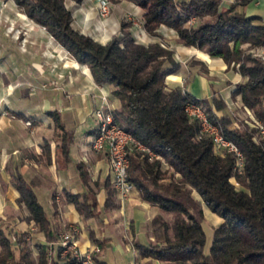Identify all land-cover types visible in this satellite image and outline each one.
Instances as JSON below:
<instances>
[{"label": "trees", "instance_id": "obj_1", "mask_svg": "<svg viewBox=\"0 0 264 264\" xmlns=\"http://www.w3.org/2000/svg\"><path fill=\"white\" fill-rule=\"evenodd\" d=\"M13 1L71 57L87 65L98 86L110 87L109 98L119 104L110 110L115 120L145 147H130L128 178L159 213L149 222L153 242L135 243L139 255L161 264H264V144L257 129H233L236 116L219 95L198 98L184 85L167 84L166 76L180 68L173 50L159 42L136 41L130 21L122 20L119 34L102 44L73 27L66 0ZM128 1L142 9L148 34L156 36L160 26L168 27L182 45L220 57L237 70L246 80L236 85L232 96L264 126V61L251 52L264 49V24L237 9L248 0L227 8L221 7V0ZM187 102L199 105L242 152L240 174L232 154L220 155L210 138L198 137L199 123L184 111ZM214 108L223 113L218 116ZM148 151L155 156L150 158ZM13 185L29 219L47 242H55L58 228L50 223L31 184L16 173ZM108 195L107 208L112 205L111 190ZM66 199L83 216L96 214L93 195L67 193ZM204 206L221 218L208 252L203 249ZM26 235L0 225V264H78L68 257L49 259L46 244L37 245L33 255ZM94 241L101 250L104 243ZM99 253L93 254L94 262L106 264Z\"/></svg>", "mask_w": 264, "mask_h": 264}, {"label": "crops", "instance_id": "obj_2", "mask_svg": "<svg viewBox=\"0 0 264 264\" xmlns=\"http://www.w3.org/2000/svg\"><path fill=\"white\" fill-rule=\"evenodd\" d=\"M241 1L244 0H221V7ZM12 3L13 0H0V14L12 15ZM65 5L71 11L73 27L102 44L115 36L122 20L131 22L135 34L136 20L142 19V9L128 0L112 3L105 19L98 17L97 0H66ZM237 9L264 24V0H248ZM29 26L36 30L37 39L28 44L33 51L21 50L20 41H16L19 61L6 55L7 47L0 45V225L26 233L33 255L37 245L48 243L44 232L29 219L26 206L18 202L13 175L20 173L31 184L50 223L58 228L57 236L61 229L74 223L80 229L81 250L98 245L94 239L104 243L98 256L106 264H161L139 255L135 248V243L153 242L149 222L159 209L144 201L137 189L121 201L112 191L107 151L95 152L90 147L97 125L93 111L100 104V88L110 93V87L98 86L88 66L71 57L44 27ZM162 27L165 26L159 27L157 36L146 33L147 42L142 43L161 40L173 50L180 68L166 76V83L184 85L198 98L219 95L227 109L237 115L231 126L234 122L240 130L248 126L247 121L254 118L252 112L243 107L238 96H232L236 85L246 79L222 58L182 45L175 31ZM0 29L4 30L2 26ZM1 35L10 39L4 32ZM262 100L264 105V95ZM109 105L116 108L119 104L109 98ZM214 111L218 116L223 113L215 108ZM109 190L112 205L107 208ZM67 193L93 195L96 214L83 216L67 201ZM193 195L199 198L195 192ZM90 202L87 200V204ZM203 215L212 218V231L221 222L205 206ZM113 239H118L113 248L117 256L110 261L105 247Z\"/></svg>", "mask_w": 264, "mask_h": 264}, {"label": "built area", "instance_id": "obj_3", "mask_svg": "<svg viewBox=\"0 0 264 264\" xmlns=\"http://www.w3.org/2000/svg\"><path fill=\"white\" fill-rule=\"evenodd\" d=\"M97 8L100 16L107 17L110 13L111 2L109 0H97ZM139 33H143V22H136ZM136 41L137 37L134 36ZM253 54L264 61V49H254ZM100 104L94 109L93 116L96 119L95 133L90 141V147L95 152L107 151L109 168L111 173V184L121 201L129 198L130 194L136 190L134 184L128 178L129 159L128 153L132 146L145 150L129 132L124 130L115 120L111 113L109 105V93L100 88ZM186 115L197 120L199 123L198 137L210 138L215 151L220 154H232L235 159L234 170L237 174L242 172L244 157L239 148L221 132L219 127L211 122L205 111L197 104L187 102L184 108ZM248 122L249 127L257 129L258 136L264 144V126L253 118ZM30 124V121H26ZM233 129H239L238 124L234 122ZM150 158L155 155L148 151ZM79 227L71 223L58 234L55 242H48L47 256L49 259L56 257H68L75 260L78 264H95L93 254L100 251L98 245L81 250L78 244Z\"/></svg>", "mask_w": 264, "mask_h": 264}, {"label": "rangeland", "instance_id": "obj_4", "mask_svg": "<svg viewBox=\"0 0 264 264\" xmlns=\"http://www.w3.org/2000/svg\"><path fill=\"white\" fill-rule=\"evenodd\" d=\"M109 1L111 2V6H112V3H116L119 0L116 1V2H113V0H109ZM12 5H13L12 6V15H9L8 17H4L2 14H0V18H1L0 19V26H2V28L4 29L3 31H1V29H0V45H3L5 47H7V50L5 52L6 55L14 56L13 58H16V60L19 61V58H18L19 57V53H18V51H16V48H15L16 47V44H17L16 41L17 40L20 41L19 47H20L21 50L28 51L30 49V50L33 51V49H31L28 46V44L33 43V42L36 41V39H37V32H36V30L35 31L30 30L29 29L30 28L29 25H31V26L32 25H36V23L34 21H32L31 19H29L22 12L20 10V8L14 3V1H13ZM3 7H4V5H3ZM7 7H8V5H5L4 8H7ZM9 8H11V7H9ZM97 12H98V17L100 19L107 18V17L100 16L99 11H98V8H97ZM136 21L140 22V21H142V19L136 20ZM162 28H167V27H162ZM117 31L118 32L115 35H118L119 34V30H117ZM3 32L6 34L5 36H7V38H10V39H12L14 41H12L10 39H6L5 37H3L1 35V34H3ZM158 32H159V28L156 30V33L157 34H158ZM146 33H147L146 31H144L143 33H139L138 28H137L136 33L134 34V36H136L137 37V40H139L141 42H145V41L147 42V37H146L147 35H146ZM22 35L25 36V39H23V40H21V36ZM30 35L31 36L33 35V37H29ZM30 41H33V42H30ZM151 42H153V41H151ZM155 42H159L162 46L168 47L161 40H157ZM252 50H254V49H252ZM252 50H251V52H253ZM171 171H172L171 169H168V174ZM178 176H179L178 174H175V177L176 178ZM215 216H216V214H215ZM202 223H203V228H204V231H205V244H204V248L203 249H204V252H208L209 251L210 244H211V239H212V229L210 228V226L213 223L212 222V218L210 216H208V217L206 216L205 217L203 215V221H202ZM65 227L63 229H65ZM63 229H61V231H63ZM29 242H28V244H29V247L31 248V251H32L33 250V247H31V245H30L32 243H29ZM117 244H118V239L117 240L113 239L112 240V244L109 247H107V246L105 247V249L107 251L108 259L110 261H114V258H116V256H117L116 250L115 251L113 250V248H115L117 246ZM47 245H48V243L46 244V246ZM32 253H33V251H32ZM46 255H47V252H46Z\"/></svg>", "mask_w": 264, "mask_h": 264}]
</instances>
